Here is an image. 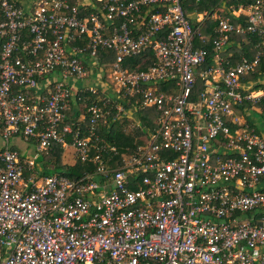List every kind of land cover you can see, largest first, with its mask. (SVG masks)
Here are the masks:
<instances>
[{
  "label": "built area",
  "instance_id": "1",
  "mask_svg": "<svg viewBox=\"0 0 264 264\" xmlns=\"http://www.w3.org/2000/svg\"><path fill=\"white\" fill-rule=\"evenodd\" d=\"M245 10L234 13L247 15L245 27L215 18L204 66L209 53L195 46L202 37L182 0H0V264H264V138L237 117L258 99L242 79L264 51L236 64L224 57L230 32L264 33V0ZM100 50L115 55L116 93L158 111L116 168L90 157V144L118 100L88 107L89 135L60 131L71 95L98 93L69 81L98 71ZM133 57L145 69L126 66ZM67 134L94 174L41 175L37 156L68 145ZM14 137L34 140L33 158L11 149Z\"/></svg>",
  "mask_w": 264,
  "mask_h": 264
},
{
  "label": "trees",
  "instance_id": "2",
  "mask_svg": "<svg viewBox=\"0 0 264 264\" xmlns=\"http://www.w3.org/2000/svg\"><path fill=\"white\" fill-rule=\"evenodd\" d=\"M254 2L255 0H182L183 9L192 22L193 28L197 30L202 37L201 39H195V46L206 49L209 53L207 62L204 66H207L208 63L210 64L213 49L212 41L218 36L216 32L218 22L213 18V15L219 14L222 17L229 18L231 24H241L242 27H245L247 25V15L242 13L236 16L234 12L238 11L240 8H249ZM198 15H202L201 21H197ZM228 35L229 44L226 46L227 51H225L226 54L224 53V57L227 58L231 64H236L243 57L251 60L257 54H261L264 51V33L237 34L235 32H230ZM149 57L152 59V54L149 53ZM114 59L115 55L113 52L100 50L98 52V63L100 65L98 71L103 73L108 72L109 65ZM150 63H152V60L149 61V64ZM138 64L140 65V69H145V65L141 67L142 64H140L139 57H133L125 61V65L128 67L131 65L136 67ZM262 80H264V58L261 57L259 69L253 74L245 76L242 79V83L252 85L250 89L246 91L247 93L264 92V82H261ZM202 84V80L198 79L196 85L197 90L202 88ZM166 88L164 84L160 86V89L165 90ZM97 92V94H92L90 91L86 90L71 95L70 100L74 99L76 105L85 102L84 119L79 121L78 117H76L71 120L73 113L69 110L70 107H68L65 111V119L60 125V131L64 126H69L73 131L79 128L82 134L85 136L89 135L90 115L88 113V107L94 102H99L101 104L104 98L102 90H97ZM31 96H33V93H31ZM78 98H81V100H78ZM121 101H125V107L127 108L134 103V99L132 98L130 101L128 98L118 100L119 103H121ZM114 103L115 102H111L109 104L110 114L105 118L98 119L96 135L99 137L100 143H96L95 147L93 144H90V157L99 155L107 168H116L121 165L122 155H129L133 153L138 146L144 144L142 138L147 136V131H152L154 129V119L158 115V111L155 108H136L137 125H139V128H135L130 133H126L125 129L128 121L116 116L117 112ZM251 108L255 110H251ZM245 109H250V115L252 117H254V115L258 116V120H260L259 123L264 125V95L255 99L253 102L245 101L241 106L237 107V110L243 111ZM77 113L79 115V112ZM247 123L249 129H254L256 133L263 137L257 125H254L251 120H247ZM65 138L67 143L71 144V135L67 134ZM19 139L21 138L19 137ZM30 141L34 142V140ZM10 147L13 150L19 151L14 146ZM112 148H114V151L111 150ZM63 152V147L60 144H53L51 148L48 149L46 156L37 157L36 167L40 170L42 175H63L71 180H78L85 174H94L96 166L92 163L90 157L89 161L80 162L74 153L75 163L69 166L62 163L61 158ZM95 177L97 176L95 175L94 178Z\"/></svg>",
  "mask_w": 264,
  "mask_h": 264
},
{
  "label": "rangeland",
  "instance_id": "3",
  "mask_svg": "<svg viewBox=\"0 0 264 264\" xmlns=\"http://www.w3.org/2000/svg\"><path fill=\"white\" fill-rule=\"evenodd\" d=\"M245 13H247L246 10H245ZM236 14H239V11H237ZM217 16H220V15L219 14H214L213 18L215 19ZM199 18H201V16H199ZM94 73L98 74L97 75V80H96L95 83L90 81V76L92 75V74H90V76L88 78H85L82 81H80L78 83L77 87L84 88L86 86L92 85L93 87H95L98 90H103L105 88L104 90L106 91L107 94L105 93L104 96L110 95V97L112 99H114V100L125 99V98H123L124 97L123 95H119V94L116 93V89H117V88H115L116 86H114V83L108 78L109 77L108 76L109 75V71L108 72H104V73L96 71ZM93 78H95V75L93 76ZM249 89H250V86H247V91ZM263 93L264 92H251V95H252L253 98H259V97H261L263 95ZM114 104L116 106V112H117L116 116H119L120 119L123 118V119H126L128 121V123L126 124L125 131H126V133H130L131 131H133L136 128V125H137V117H136L137 109H135L133 105H129V108L125 107V101H121V103L116 101ZM76 108H77V111L80 113V115H83L84 114V109H85V102L84 103L81 102V104L76 106ZM251 110H255V109L251 108ZM250 112H251L250 109L248 111L237 110V117L240 118L242 124L246 125V126H249L248 123H247V120H251L254 125H257L259 127L260 132L262 133L263 138H264V125L259 123L260 120H258V116L254 115V117H252L250 115L248 117ZM245 117H248V118H245ZM16 140L20 141V145H17V147L19 148V152L22 153L26 158H28V157L29 158H33L34 155H31V152L33 151V147H31L32 150L29 152L28 151L29 148H27L28 145L25 142H22L21 140L12 138V139L9 140V145L14 144V142ZM2 144L5 145V142L0 136V146ZM20 148H21L22 151H20ZM37 157L40 158L41 156L38 155ZM95 180L100 182V178L99 177H95ZM106 191H109V189H107Z\"/></svg>",
  "mask_w": 264,
  "mask_h": 264
},
{
  "label": "crops",
  "instance_id": "4",
  "mask_svg": "<svg viewBox=\"0 0 264 264\" xmlns=\"http://www.w3.org/2000/svg\"><path fill=\"white\" fill-rule=\"evenodd\" d=\"M242 8H240L238 11L240 12V10H241ZM244 10L245 9H243V12H244ZM237 12V11H236ZM235 13V12H234ZM236 14V13H235ZM199 16H201V18H199ZM201 19H202V15H198V18H197V21H201ZM225 51H227V49L225 50ZM225 54H226V52H224ZM224 54V55H225ZM86 65H87V67H88V69H89V71H90V73H92V71L93 70H96L94 67H93V65H92V60H90L89 58L87 59V62H86ZM98 67H100V65L98 64ZM99 72V71H98ZM97 73H95V78H93V73H92V75L90 76V81H92V82H96V80H97ZM261 82H264V80H262ZM78 83L79 82H77V83H72V82H70L69 81V84H70V86L72 87V89H73V91H75V90H81V89H87L88 87H93L92 85H90V86H86V87H84V88H81V87H77V85H78ZM244 84V83H243ZM245 86H246V88H247V86H252L251 84H244ZM105 89V88H104ZM103 89V90H104ZM102 90V91H103ZM101 91V90H100ZM259 92H262V91H259ZM40 92H37L36 94H39ZM105 93L106 92H103V94L105 95ZM107 94V93H106ZM108 98H110V99H112L111 97H110V95H108L107 96ZM112 100H114V99H112ZM115 101V100H114ZM76 106H78V105H76V102L74 101V99H72V100H70V103H69V107H70V111L73 113L72 114V116H71V120L72 119H75L76 117H78V120L80 121V120H83L84 119V115H80V113H79V115H78V111H77V108H76ZM245 111H248L247 109H245ZM78 115V116H77ZM250 116V113H249V115H248V117ZM252 118V117H251ZM15 139H18V140H21L22 142H24L22 139H19V138H16V137H14ZM28 146H27V148H29L28 149V151L30 152L32 149H31V147H33V151L31 152V155H34L33 153H34V142H32V141H30V142H25ZM3 145L4 144H2L1 146H0V148H2L3 147ZM17 145H20V141H15L14 142V144H12V145H10V146H14V147H16L18 150H19V148L17 147ZM22 148V147H21ZM21 148H20V151H22L21 150ZM63 153H62V163L63 164H65V165H69V166H72V165H74V163H75V159H74V153H75V151H74V148L72 147V146H70L69 144L68 145H66L65 147H63ZM39 158V157H38ZM38 158H36V161L38 160ZM38 171H40L39 169H38ZM41 173V172H40ZM42 175V174H41ZM44 176H46V175H44Z\"/></svg>",
  "mask_w": 264,
  "mask_h": 264
}]
</instances>
